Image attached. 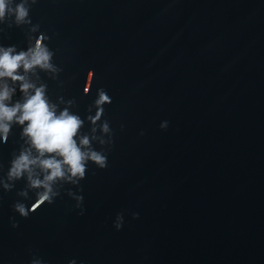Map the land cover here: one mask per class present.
I'll return each mask as SVG.
<instances>
[{"label":"water","instance_id":"1","mask_svg":"<svg viewBox=\"0 0 264 264\" xmlns=\"http://www.w3.org/2000/svg\"><path fill=\"white\" fill-rule=\"evenodd\" d=\"M28 4L30 23L0 22V48L43 37L57 70L18 71L80 116L77 143L107 167L88 160L39 203L27 171L9 177L21 152L39 155L14 119L0 133V264H264V0ZM5 83V103H23ZM101 88L111 103L93 122Z\"/></svg>","mask_w":264,"mask_h":264},{"label":"clouds","instance_id":"2","mask_svg":"<svg viewBox=\"0 0 264 264\" xmlns=\"http://www.w3.org/2000/svg\"><path fill=\"white\" fill-rule=\"evenodd\" d=\"M35 2L36 0H32V3ZM29 11L28 0H19V2L17 0H0V22L11 18L17 25L25 22L30 23ZM9 26L11 27V25ZM14 52V47L0 48V79L7 77L13 82L19 81L20 91L26 94V99L23 103L17 102L11 106L6 104L5 101L11 98L16 89L10 88L5 83L3 89L0 90V133L3 134V139L6 141L14 119L21 125L27 122L23 128V134L30 138L31 146L36 149L39 155L33 157L30 151L21 152L12 162L9 177L18 178L27 171L30 186L43 189L42 192L37 193L38 202L51 203L52 184L57 179L83 178L88 160L103 168L107 167V158L90 148L83 150L82 146L90 144L88 137H81L79 144L77 143L75 137L83 124L80 116L72 114L68 108L57 114V106L51 104L46 98L44 86L36 87L18 71L22 67L27 73L36 66L52 71L57 70L50 62L52 53L44 45L43 37L38 38L35 46L30 47L27 51L15 54ZM30 89H34V94L29 93ZM106 102L111 103V97L101 88L98 90V98L95 100L98 110L93 122L100 118L103 113V105ZM69 103L72 102L69 101ZM167 124L168 122L165 121L161 127L166 128ZM104 130L108 131L107 123L104 124ZM33 165H38L43 171V179L33 177ZM66 174L69 175L66 176ZM5 187L9 186L5 185ZM14 209L23 217H27L34 210L22 203L15 204ZM116 226L120 228L122 225L117 223ZM71 264H75V262L72 261Z\"/></svg>","mask_w":264,"mask_h":264}]
</instances>
